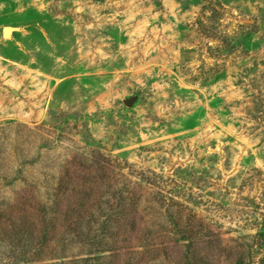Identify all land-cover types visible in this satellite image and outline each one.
Segmentation results:
<instances>
[{
	"label": "rangeland",
	"instance_id": "1",
	"mask_svg": "<svg viewBox=\"0 0 264 264\" xmlns=\"http://www.w3.org/2000/svg\"><path fill=\"white\" fill-rule=\"evenodd\" d=\"M0 264H264V0H0Z\"/></svg>",
	"mask_w": 264,
	"mask_h": 264
},
{
	"label": "trees",
	"instance_id": "2",
	"mask_svg": "<svg viewBox=\"0 0 264 264\" xmlns=\"http://www.w3.org/2000/svg\"><path fill=\"white\" fill-rule=\"evenodd\" d=\"M77 189H80L79 187H76V186H71V187H68V185H66V187H58L57 188V191L58 192H63L62 193V196H61V199H60V203H63V206L65 207V210H66V212H65V214H69L70 213V211H71V209H70V206H71V202L69 201V199H65V191L66 190H68L70 193H72V192H75ZM67 192V191H66ZM135 205L134 204H132V203H130V204H128L127 206H124L123 207V211L124 212H126V210H130L131 209V207H134ZM86 208H88V207H86L85 205H83V206H81V209H79L78 211H76L75 213L74 212H71V218H72V220H73V226H74V228H76L77 227V223H75V222H77V220L79 219V218H75L74 217V215H76V214H80V212L83 214V213H85V211H86ZM124 216H125V218H127V214H124ZM105 223V222H104ZM60 226L63 228V229H69L70 227H72V226H68V225H66L65 224V222H62V223H60ZM107 226V225H106ZM76 231H74V233H75ZM73 233V232H72ZM106 235V233L103 231V230H100L99 231V233H98V235H96L95 236V238H91L90 239V241L89 242H91V243H88V244H85V245H87L88 247H93V251L94 252H91V254L92 255H94L96 252L98 253V254H104V253H111L112 252V249L110 248L111 247V245H113V241L112 242H107L105 239H104V237H106L105 236ZM89 237V236H88ZM113 253V252H112Z\"/></svg>",
	"mask_w": 264,
	"mask_h": 264
},
{
	"label": "water",
	"instance_id": "3",
	"mask_svg": "<svg viewBox=\"0 0 264 264\" xmlns=\"http://www.w3.org/2000/svg\"><path fill=\"white\" fill-rule=\"evenodd\" d=\"M10 35H11V29H9V28L4 29L3 36L5 38H8ZM15 94H17V93L15 92ZM126 105L127 106H131L132 105V101L127 102Z\"/></svg>",
	"mask_w": 264,
	"mask_h": 264
}]
</instances>
